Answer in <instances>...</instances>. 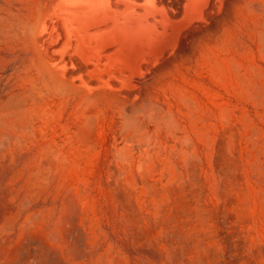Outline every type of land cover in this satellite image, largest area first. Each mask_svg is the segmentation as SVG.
Wrapping results in <instances>:
<instances>
[{
    "label": "rangeland",
    "instance_id": "rangeland-1",
    "mask_svg": "<svg viewBox=\"0 0 264 264\" xmlns=\"http://www.w3.org/2000/svg\"><path fill=\"white\" fill-rule=\"evenodd\" d=\"M13 19L0 0V264H264L263 21L242 67L157 128L44 121L10 67Z\"/></svg>",
    "mask_w": 264,
    "mask_h": 264
},
{
    "label": "bare ground",
    "instance_id": "bare-ground-1",
    "mask_svg": "<svg viewBox=\"0 0 264 264\" xmlns=\"http://www.w3.org/2000/svg\"><path fill=\"white\" fill-rule=\"evenodd\" d=\"M10 16L16 86L44 121L140 113L161 128L194 108L205 73L242 67L264 0H10Z\"/></svg>",
    "mask_w": 264,
    "mask_h": 264
}]
</instances>
